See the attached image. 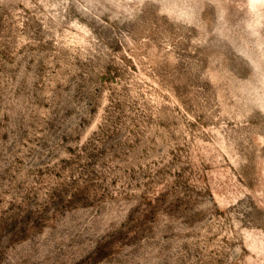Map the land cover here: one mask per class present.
<instances>
[{
  "label": "rangeland",
  "instance_id": "obj_1",
  "mask_svg": "<svg viewBox=\"0 0 264 264\" xmlns=\"http://www.w3.org/2000/svg\"><path fill=\"white\" fill-rule=\"evenodd\" d=\"M0 264H264V0H0Z\"/></svg>",
  "mask_w": 264,
  "mask_h": 264
}]
</instances>
